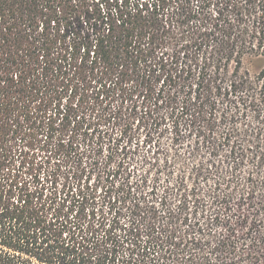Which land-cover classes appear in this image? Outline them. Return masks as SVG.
Here are the masks:
<instances>
[{
    "label": "trees",
    "instance_id": "obj_1",
    "mask_svg": "<svg viewBox=\"0 0 264 264\" xmlns=\"http://www.w3.org/2000/svg\"><path fill=\"white\" fill-rule=\"evenodd\" d=\"M181 1L0 0V264H264V0ZM129 102L157 133L161 110L179 105L197 150L144 154L137 188L121 182L114 200L128 223L119 208L112 221L89 211L94 188L76 172L70 205L45 195L51 159L49 177L61 156L78 157V173L84 157L99 167L104 144L105 166L128 158L132 128L83 149L79 138L124 122ZM174 130L180 138L179 120ZM154 169L153 181L166 175L161 195L147 184ZM190 208L197 220L183 232Z\"/></svg>",
    "mask_w": 264,
    "mask_h": 264
},
{
    "label": "rangeland",
    "instance_id": "obj_2",
    "mask_svg": "<svg viewBox=\"0 0 264 264\" xmlns=\"http://www.w3.org/2000/svg\"><path fill=\"white\" fill-rule=\"evenodd\" d=\"M208 1L209 0H191L190 5L192 8H198V6L203 8V7H207ZM174 2H175L174 6H178L179 4H182L181 0H176V1L174 0ZM211 8L213 9V6H211ZM164 50L170 51L169 46L165 48ZM261 64H262L261 62L246 63V67H248L252 72H255L260 68ZM62 103L63 105L66 104L65 99L63 100ZM139 103L140 102H137L138 106L140 105ZM126 106H128V109L127 111L126 109H124L126 113V115L124 116V122L120 121L121 123L118 125H115V127L113 126L112 121L109 123L107 122L106 124L93 125V127L90 128V130H87L88 133L82 132L83 135L80 136L79 141L81 144V149H83L87 145H90L92 142L94 146L95 145L94 142L101 141L102 138L99 137V134H101V136L105 138L104 139L105 142H108V139H110L111 137L120 139V133L123 130V128H127L129 131H131V128H132L133 129L132 132L134 133L135 136L132 142L133 149L131 152L128 151V158L121 161L120 159L123 157V155L116 156L115 158H111L109 164L105 166L106 158H107L106 155H109V152L107 150L108 145L104 144V152L100 154V158H99V160L103 162V164L99 166L101 167V169L97 166L90 167V163L89 162L87 163V161H89V158L84 157L83 165L80 166L79 164V168L81 171L78 173L76 169H72L73 166L78 167V164L76 165V162H75L78 160V157H75L76 155H74L75 158H71V161L67 163L65 161H67L69 158L67 159L61 156L60 160L64 159V162H62V167H60V169L57 171L58 175L56 176L52 175L53 177L51 176L49 177V175L52 174L51 172L52 167L58 169L57 168L58 166L56 165V159H51V162H50L51 166H47L45 164L41 170V173H42L41 176L45 178V181H48L49 178L50 180L54 179L55 181L54 184L52 183L46 184L45 195L49 194L50 191L57 192L58 197L60 198L67 197L70 195L68 198L69 200L66 203L67 205H70V200L73 198L72 194L77 189L78 182L75 180L76 174H74V172H76L78 177L81 178L82 176L83 185L88 184L92 188H94V191H92V194L93 196H95V199H96L94 202H98V204L91 201L90 203L91 205L88 208L89 211H91L93 207H97L96 208L97 212L101 214L102 210L100 209L102 208L106 212H108L107 216L112 221L115 215V211H117V208H119L117 212L121 213V221L123 223H128L129 215H127V212H128L127 207L123 209L122 208L123 204H121V202H119L118 204H115L114 200H115V197L120 198V195L123 189V187L120 184L121 182L123 181L125 182L126 191L129 190L128 184L132 187V190L137 188V184H138L137 182L140 176L135 175L134 173H132V171L139 170V174H140L142 169L148 168L145 163H140V160H142V157L144 156V154L148 156H153V151L151 152L150 150L157 149L159 145L162 148H172L176 152L180 153L182 156H187L188 151L197 150L198 138L196 137L195 134L193 135L189 134V130H188L189 128L186 126L185 119L183 120V118L178 113L179 105H176V104L174 105L177 108V112L175 113V115L173 113L171 114V111L170 109H168V107L163 108L161 110L162 114H164L165 116H168L165 120H162L161 127L162 129H164L163 131L159 129L157 133L155 132L156 127L149 125V129L152 127V131L154 133L153 143L152 145L150 144L151 147L150 145L143 146L142 141H144L149 129L145 127L146 124L142 120L141 121L138 120V118L142 117L143 115L141 112L140 106L137 108L136 110L137 112H135L134 109L132 110L134 106L133 103L131 102H129L128 104L126 103ZM129 106L131 108H129ZM178 120L180 123V131H181L180 138H177V135L175 134V130H174V122ZM93 129H95V131L91 132L93 131ZM84 137L87 138V141L83 140ZM135 147L136 148L138 147V149L134 150ZM201 150L200 152L202 153ZM121 162L124 164L123 167L120 169L121 172H118V174H115L114 177L113 175L108 177V173L110 172L109 169L111 171L114 168L117 169V166ZM192 162L193 160L190 159L189 163H192ZM103 166H105L106 168ZM69 171H72L71 174ZM155 171L156 169L152 170L151 174L148 175L147 184L153 185L155 182L156 187H157L156 189L157 194L161 195L160 193H162V190L164 189V185H165L164 177L166 175L163 172L159 173L161 174L160 176L161 178L159 180L153 181V179L155 178V175H154ZM68 175H72V176L70 177ZM24 178H27V176H25ZM188 183L191 185L190 179L188 180ZM72 188H73V191H72ZM108 194L113 195L112 203H109ZM60 198H58V200H60ZM105 199H107V201H105ZM172 205H173V208H177L179 205L178 201L174 199V201H172ZM111 208L113 210H111ZM181 211L182 213L179 215L180 219H179L178 228L184 232L185 231L184 229L185 228L188 229V225L193 224L197 219H196L195 214L191 210V208H190V211H187L185 209Z\"/></svg>",
    "mask_w": 264,
    "mask_h": 264
}]
</instances>
